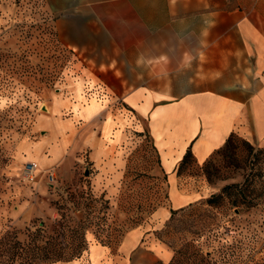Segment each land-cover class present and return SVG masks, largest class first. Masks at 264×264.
<instances>
[{
  "label": "rangeland",
  "instance_id": "1",
  "mask_svg": "<svg viewBox=\"0 0 264 264\" xmlns=\"http://www.w3.org/2000/svg\"><path fill=\"white\" fill-rule=\"evenodd\" d=\"M81 22L60 23L47 0H0V264L64 261L95 243L118 252L139 229L143 245L156 239L171 253L148 257L149 264H264V200L239 210L222 200L229 184L251 180L260 189L264 145L236 137L234 154L214 152L207 167L195 156L180 161L172 174L190 201L172 215L171 172L148 120L120 104L102 133L93 129L97 98L114 92L80 76L69 44ZM82 96L88 116L78 106ZM59 103L72 104L56 109L60 123L51 114ZM35 161L37 175L27 181L23 169ZM214 194L221 196L211 204Z\"/></svg>",
  "mask_w": 264,
  "mask_h": 264
},
{
  "label": "crops",
  "instance_id": "2",
  "mask_svg": "<svg viewBox=\"0 0 264 264\" xmlns=\"http://www.w3.org/2000/svg\"><path fill=\"white\" fill-rule=\"evenodd\" d=\"M47 3L60 23L82 21L69 44L82 79L107 83L114 92L96 97L97 113L89 116L93 129L102 133L106 115L120 104L148 120L163 166L171 172L170 209L190 201V189L172 174L189 147L202 164L232 133L264 145V0ZM82 98L78 106L88 116L89 100ZM71 106L54 105L52 118L60 123L56 109ZM170 209L160 215L168 216ZM143 239L139 229L118 252L95 243L84 256L46 264H149L148 257H163L164 250L171 256L159 240L146 246Z\"/></svg>",
  "mask_w": 264,
  "mask_h": 264
},
{
  "label": "trees",
  "instance_id": "3",
  "mask_svg": "<svg viewBox=\"0 0 264 264\" xmlns=\"http://www.w3.org/2000/svg\"><path fill=\"white\" fill-rule=\"evenodd\" d=\"M236 137H240L242 138V140L246 143H248L249 145H251V142L247 139H244L243 137L239 136L237 133H232L226 140L225 144L219 148L218 150L215 151V153L218 154H222V156L226 157V156H231L232 154H234V150L236 148ZM194 157V154L192 152V148L189 147L183 157V159L180 162L179 167H181L183 164H185L188 160L189 157ZM210 159L208 158L205 162H204V167H207L210 163ZM262 174H260L261 176ZM250 182V184H248ZM247 182L244 186V184L240 185V184H229L223 187L222 189V200L227 198L229 204H231V206L233 208H238L239 210V206L241 205V203H246L248 206L250 207H255L257 205H259V200H264V182L261 185L260 189H258V191L255 189L254 185L252 186V182L251 180ZM257 192V193H255ZM220 195H212V197H210L208 199V202L211 204H214V202H216V200L218 198H220ZM239 196H241V200L239 199ZM244 198V199H242ZM171 214L173 215V213H175L178 209H173L171 208ZM89 248V247H88ZM87 248V249H88ZM78 258V257H76ZM75 259V258H73ZM67 260H72V259H67ZM65 261V260H64Z\"/></svg>",
  "mask_w": 264,
  "mask_h": 264
},
{
  "label": "built area",
  "instance_id": "4",
  "mask_svg": "<svg viewBox=\"0 0 264 264\" xmlns=\"http://www.w3.org/2000/svg\"><path fill=\"white\" fill-rule=\"evenodd\" d=\"M38 164L36 162H28L24 169H23V175L24 179L27 181H32L35 179L37 172H38ZM50 177L53 179V173H50Z\"/></svg>",
  "mask_w": 264,
  "mask_h": 264
}]
</instances>
